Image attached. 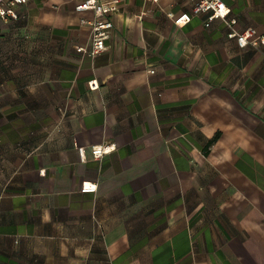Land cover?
I'll return each instance as SVG.
<instances>
[{
	"label": "crops",
	"instance_id": "crops-1",
	"mask_svg": "<svg viewBox=\"0 0 264 264\" xmlns=\"http://www.w3.org/2000/svg\"><path fill=\"white\" fill-rule=\"evenodd\" d=\"M224 1L264 39V0ZM75 4L0 17V264H264V43L122 0L91 56Z\"/></svg>",
	"mask_w": 264,
	"mask_h": 264
},
{
	"label": "built area",
	"instance_id": "built-area-1",
	"mask_svg": "<svg viewBox=\"0 0 264 264\" xmlns=\"http://www.w3.org/2000/svg\"><path fill=\"white\" fill-rule=\"evenodd\" d=\"M31 0H0V17L2 19L18 20V9ZM75 2L74 10L76 12H92L94 19L92 21L82 20V24H89L91 26V40L89 48L77 47V52L86 53L91 56H96L107 50L106 41L110 38L113 30L112 15L118 10L122 0H70ZM145 2L157 3L159 0H144ZM191 5V13H184L175 19L176 25L189 23L193 17L205 16V25L209 27L210 24L216 20L221 19L226 21L228 28L232 31L229 36L236 38L239 47L244 48L251 44H263L264 39L257 36L254 29L249 28L244 32L238 34L233 31L232 27L236 23L235 19L228 18L229 7L224 0H187ZM154 70H150V74H154ZM97 85L91 82L90 88L94 89ZM114 151V147L110 145H97L91 147V154L95 159ZM80 159L84 160V150L78 149ZM96 189L93 186L82 188V192H94Z\"/></svg>",
	"mask_w": 264,
	"mask_h": 264
},
{
	"label": "trees",
	"instance_id": "trees-1",
	"mask_svg": "<svg viewBox=\"0 0 264 264\" xmlns=\"http://www.w3.org/2000/svg\"><path fill=\"white\" fill-rule=\"evenodd\" d=\"M215 140H216V138H214V139L211 141V143L214 142Z\"/></svg>",
	"mask_w": 264,
	"mask_h": 264
}]
</instances>
